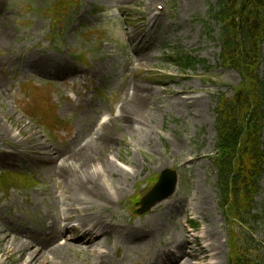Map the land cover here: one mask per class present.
I'll return each instance as SVG.
<instances>
[{"label": "rangeland", "instance_id": "374dc122", "mask_svg": "<svg viewBox=\"0 0 264 264\" xmlns=\"http://www.w3.org/2000/svg\"><path fill=\"white\" fill-rule=\"evenodd\" d=\"M64 1L52 10L54 0H0V35L5 37L0 41V171L35 180L28 190L0 192V251L6 249L0 264L22 261L19 253L10 256L13 243L21 239L10 233L51 242L54 235L45 227L61 212L76 219L84 215L77 198L66 201L65 185L47 175V160L96 139L104 118L112 120L104 138L114 137V145L108 142L109 159L119 174L107 178L106 184L118 179V194L105 211L89 208L91 214L101 213L94 217L96 222L90 214L86 227L104 224L113 234L107 264H157L175 246H181V255L187 254V264H227L228 227L218 206L217 170L210 160L217 138L214 95L231 94L229 87L242 80L237 72L217 67L220 30L210 21L215 34L208 37L204 28L216 0H79V10ZM52 12L62 22L52 24ZM175 48L216 68L207 78L203 67L183 73L165 61L164 52ZM54 67L62 68L69 79L53 90L41 78ZM40 86L45 88L34 96L33 108L45 112L42 100L51 99L58 119L68 124L55 134L28 111V95ZM138 87L151 92L152 98L143 103L145 118L133 119V131L125 133L131 116L124 111L125 103ZM166 169L179 172L176 193L135 218L133 199L144 196ZM262 189L258 211L264 210ZM53 194L60 198L59 205ZM165 203L173 212L159 217ZM191 220L199 224L194 231L188 229ZM72 225L82 229L79 222ZM7 233L12 238L3 245ZM114 236L125 240L115 243ZM68 238L73 242L81 235ZM255 239L264 246V222ZM81 251L63 246L41 264H99L95 256Z\"/></svg>", "mask_w": 264, "mask_h": 264}, {"label": "trees", "instance_id": "16d2710c", "mask_svg": "<svg viewBox=\"0 0 264 264\" xmlns=\"http://www.w3.org/2000/svg\"><path fill=\"white\" fill-rule=\"evenodd\" d=\"M219 28L220 62L241 74L234 95H217V151L220 204L230 226L229 264H263L264 249L252 235L261 216L254 214L264 176V81L258 74L264 43V0H217L208 11L205 29L209 36ZM174 63L182 71L198 66L211 69L207 61L181 51ZM6 183V182H5Z\"/></svg>", "mask_w": 264, "mask_h": 264}, {"label": "bare ground", "instance_id": "6f19581e", "mask_svg": "<svg viewBox=\"0 0 264 264\" xmlns=\"http://www.w3.org/2000/svg\"><path fill=\"white\" fill-rule=\"evenodd\" d=\"M4 39L5 37L3 35H0V41ZM132 91V98H130L125 103L126 110L124 109V111L125 113H127V115H131L126 118L128 125L124 129L125 133L133 131L132 128L129 127L132 124L133 119L140 121V119L145 118V115L142 114L144 113L143 103L152 98L151 92L143 90L139 87L133 88ZM124 118L125 116H123V120ZM111 121L112 120H110L104 126H101L103 127L102 129H100L102 133L98 134L96 139L92 140V138L90 140H84V142H82L78 146L69 149L68 152L57 153V155L52 154V157L47 160L50 164L47 175L50 173L52 175H55L58 179L57 180L55 178L57 185H59L60 181L65 185L67 195L66 201L69 203L70 196H73L77 198L76 200L80 202V205H83V207L81 208V212L84 215L78 217V220L83 227L88 224V216L91 214L89 208L92 210L97 208V210L105 211V209L109 207V205L113 202L114 196H117L118 194V179H113L114 181H111L110 185L106 184L107 178H109L110 176L112 177L115 174L119 175L113 169V161L109 159L110 148H112V146L109 145L108 142L114 145V137L111 138L110 136L106 135V137L104 138L105 134H109ZM113 122L117 123L119 122V119H115V121ZM12 141L15 142V139H12ZM141 142V140L137 141L138 144H140ZM53 197L56 198V195L53 194ZM55 202L57 204L60 203V201ZM163 206L164 207L160 211L159 217H163L162 215H164L169 209L168 203L163 204ZM88 210L89 213L87 212ZM95 212L91 214V219H94V217L97 218V216H99V214L101 213ZM64 219H66V221H70L72 217L66 213ZM100 222L101 221L99 220L98 223ZM68 229V231L75 230V228ZM105 229L106 228L104 224H96L92 229L85 230L84 236L89 237L87 242L82 241L80 243L76 241L77 245L74 243H69V245L66 244L65 247L67 246L69 248H72L73 246H77L78 251L85 250L86 254L89 253L90 256H95L98 259L99 264H107V255L110 253L109 257L112 256L109 248V242L113 234L105 231ZM10 234H17L21 237V240H18L19 242L17 244L13 243L10 253L11 257L15 253H19L22 256V261L20 262V264H41L43 258L46 257V255L52 256L53 253H56V251L61 247L55 246L54 243H56L57 241L51 244H46L44 246L33 238L24 239L18 232H12ZM10 234H6L8 238L3 241V245L8 242L9 238H12ZM64 235L65 234H63L62 237ZM123 240H125L124 236H114L115 243H119ZM104 250H107V252H105ZM3 252H6L5 248L0 251V254H2ZM48 264H52V262L48 261ZM55 264L62 263L56 262ZM169 264H171V262ZM178 264L187 263L184 262V258H182L178 262Z\"/></svg>", "mask_w": 264, "mask_h": 264}, {"label": "water", "instance_id": "95a60500", "mask_svg": "<svg viewBox=\"0 0 264 264\" xmlns=\"http://www.w3.org/2000/svg\"><path fill=\"white\" fill-rule=\"evenodd\" d=\"M177 174L172 171H164L155 188L142 200V209L139 213H145L157 203L169 198L176 190Z\"/></svg>", "mask_w": 264, "mask_h": 264}]
</instances>
